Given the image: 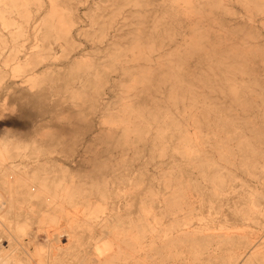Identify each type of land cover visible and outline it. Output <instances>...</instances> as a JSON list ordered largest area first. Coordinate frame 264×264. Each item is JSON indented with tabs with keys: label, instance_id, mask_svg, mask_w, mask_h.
<instances>
[{
	"label": "bare ground",
	"instance_id": "bare-ground-1",
	"mask_svg": "<svg viewBox=\"0 0 264 264\" xmlns=\"http://www.w3.org/2000/svg\"><path fill=\"white\" fill-rule=\"evenodd\" d=\"M240 1L264 27V0ZM9 2L25 25L31 23V8L41 7L38 0ZM51 2L44 39L49 42L55 29L71 47L74 17ZM161 7L167 9L165 16L156 19L155 31L149 30L159 44L174 40L181 14L176 1ZM190 9L198 37L194 52L182 63L156 67L134 81L143 85L142 100L107 115L108 124L119 123L122 129L95 138L103 144L101 150L88 149L89 140L84 143L93 131L90 123L85 133L67 126L59 134L45 132L57 129L56 108L66 99L50 104L48 91L56 84L58 91L69 89L75 73L83 70V82L96 95L87 92L88 85L72 92L83 118L76 125L80 128L101 97L105 78L97 70H115L116 63L90 64L82 61L83 55L66 64L71 69L67 75L54 74L45 64L50 59L46 46L40 52L14 51L22 78L14 79L6 97L17 111L0 109V264H264V46L220 52L222 38H212L204 21L225 24L224 0H192ZM11 12L0 5L3 28ZM247 28L254 36V28ZM157 44L141 57L145 64L154 63L152 54L163 46ZM109 47L116 48L107 54L114 61L127 57L126 47ZM193 56L199 61L191 72L185 66ZM122 64L129 66L122 75L133 79L137 71L130 69L137 66L128 60ZM3 79L0 70V83ZM30 81L45 87L29 88ZM213 94L228 101L218 104ZM158 95L192 120L194 134L170 118L171 107ZM150 122L157 125L159 141L174 133L182 138L172 162L184 165L178 167L179 176L166 178L161 193L150 185L140 192L144 199L137 212V152L156 149L145 138ZM159 153L165 154L164 148Z\"/></svg>",
	"mask_w": 264,
	"mask_h": 264
},
{
	"label": "rangeland",
	"instance_id": "rangeland-1",
	"mask_svg": "<svg viewBox=\"0 0 264 264\" xmlns=\"http://www.w3.org/2000/svg\"><path fill=\"white\" fill-rule=\"evenodd\" d=\"M38 1L41 3V7L39 9L30 7L32 11L31 23L25 25L16 11L11 12L10 9L15 10V8L10 6L9 0H0V5L11 12V19L8 20L7 28H3L2 19L0 18V70L4 73V79L0 83V109L7 114L13 115L17 111V106L6 97L7 93H9V87L13 81H16L14 79L22 78V73L16 69L17 64L21 63L15 60L14 51L19 52L18 54L21 51L40 52L46 46L50 59L45 64L50 65V68L54 69L49 70L50 73L55 71L54 74L67 75L71 69L65 68L66 64L76 59L79 60L83 55L85 57L82 61L90 64L102 66L105 63L114 62L116 63L115 70L109 71V69L106 70L104 68L97 70L99 71L97 76L105 78L101 97L95 103L94 111L86 113L83 123L80 122L82 125L80 128L77 127L78 121L83 120V118L80 114V108L75 107L79 102L71 99L72 92H80L83 90L84 85H88L87 92L93 96L96 95L91 91L90 83L83 82L86 79L82 77L83 70L80 73H75L77 79L70 83L69 89L58 91L56 90V84L48 91L51 95L50 104H54L60 98L66 99L62 105L56 108L58 120L55 122L54 128L57 127V129H54V131L47 129L45 132H57L59 134L61 133L60 127L67 126L71 130L77 129V132L85 133L86 124L90 123L93 131H89L84 143L89 140L88 149L91 150H101L103 148V144L95 138L101 137L102 134L108 131L118 133L122 129V125L119 123L115 125L108 124L106 122L107 115L118 114V111L126 103L142 100L143 93L141 91L143 85H138V83L134 85L135 80L141 79L145 73L150 72L151 74L156 70V67H167L177 60L182 63L185 57H190L189 55L194 52L193 49L197 46L194 41L198 37L195 38L196 35H194L192 24L196 19L191 15L194 12L193 9H190L192 0H71L72 5L66 4L62 0H56V3L60 5V9L65 12L70 11L76 23L71 32L70 40L73 41L71 47L64 44L63 40H60V36L55 29H53L52 38L49 42L44 39L46 37L45 24L51 14L52 2L51 0ZM171 1H176V7L181 11L179 17L180 26L176 29L177 35L174 40L162 39L160 44L163 46L160 47L158 53L152 54V59H155L154 63L145 64L141 57H148V50L150 48L154 49L155 43H158V46L160 45L153 38V35H149V30L155 31L156 19L162 20L161 18L165 16L167 9L161 7L162 2L166 5ZM224 4L226 5V11L223 15L225 24L209 20L204 21V27L211 32L212 38L216 37L215 40L218 37L222 38L221 43H218L219 45L222 44L220 45V52L228 51L232 46H241L243 48L249 44L253 46L263 44L264 46V27L258 22L260 17L252 15V12L240 0H224ZM208 8L209 10L211 9L210 7ZM205 16L207 17L208 14H205ZM213 17L210 16L208 19L213 20ZM36 26L37 29H35ZM248 26L254 28L255 33L252 37H250L251 31L247 28ZM229 30L237 32V34L233 35ZM8 31H11L14 35H10L7 33ZM163 36L167 35L163 34ZM136 37L137 41H132ZM112 43L126 47L127 51H125V54L127 57H121L120 61H114V57L111 55L107 56L108 53L112 54L116 50L114 47H109V44ZM142 49H146L143 54L140 53ZM136 58L137 60L135 61L134 59ZM124 60L130 61L132 66H137V69H130L137 71V75L132 77L133 79L122 75L121 70L124 67L129 68V66H123L122 62ZM198 61L196 56H193L189 59L185 68L191 72L196 71ZM141 66H144V68L150 67V70H141L139 69ZM202 69L206 70V67ZM89 72L92 73L95 70L91 69ZM46 74L49 73H44L38 78L42 80L47 76ZM38 83L39 81H30L28 87H45V84L41 83L38 85ZM158 96L160 101L162 100L161 102L168 104H165V107H171L170 118L181 121L187 132L194 134L192 120H189L182 110L178 111L173 108L169 102H166L164 96ZM212 96H217L220 99L218 104L228 101V99L224 98V95L213 94ZM150 107L148 105L147 109ZM150 123L147 125L148 132L145 138L150 144H156L154 145L156 149L152 154L150 149H148L149 151L142 149V152H140L141 150L137 152V212L141 206V200L144 199V197L139 196V193L148 188L149 185L156 192L161 193L163 187H165L166 178L172 176V174L179 176V172L177 173L178 167L184 165L183 163L173 164L172 162L173 154L176 151L175 148L181 143L182 138L180 139L174 133L173 138L159 141L156 137L159 132L157 125L155 122ZM163 148L165 154H160L159 151ZM45 241L46 239L41 236L40 242L44 243ZM64 243L66 242L64 241ZM137 255L142 256V253L139 252ZM158 261L161 262V259Z\"/></svg>",
	"mask_w": 264,
	"mask_h": 264
}]
</instances>
